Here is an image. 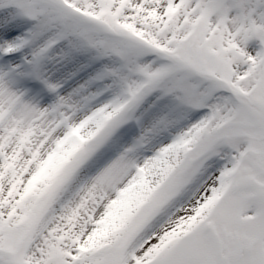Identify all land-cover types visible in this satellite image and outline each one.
<instances>
[{"label": "snow or ice", "instance_id": "1", "mask_svg": "<svg viewBox=\"0 0 264 264\" xmlns=\"http://www.w3.org/2000/svg\"><path fill=\"white\" fill-rule=\"evenodd\" d=\"M0 264H264V0H0Z\"/></svg>", "mask_w": 264, "mask_h": 264}]
</instances>
